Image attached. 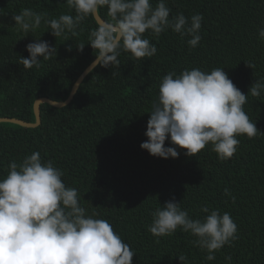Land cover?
<instances>
[{"label":"trees","instance_id":"trees-1","mask_svg":"<svg viewBox=\"0 0 264 264\" xmlns=\"http://www.w3.org/2000/svg\"><path fill=\"white\" fill-rule=\"evenodd\" d=\"M158 0H152L153 6ZM171 16L204 17L199 45L190 49L189 35L181 37L171 29L159 37L145 33L157 48L151 58L135 59L121 52L119 67L99 65L82 83L71 104L56 108L42 104V124L26 128L0 124V179L8 165L18 164L33 152L44 162L51 160L63 171V182L78 190L79 202L87 214L107 220L136 256L133 264H264V94L252 97L250 87L264 78V0H167ZM47 13L48 18L76 15L66 0H0V118H17L35 123L34 105L39 98L63 102L75 82L95 61L96 50L89 34L99 24L87 17L77 28L56 38L41 25L24 37L12 19L22 9ZM100 16L110 21L107 8ZM37 38L56 47L51 59L39 68L25 70L20 57ZM85 44L83 51L77 46ZM70 49V50H69ZM256 65L255 70L245 62ZM199 68L210 72L223 68L234 85L246 96L244 110L262 134L249 139L238 136L234 156L221 160L209 143L194 157L177 147L178 158L153 157L141 144L150 111L158 100L165 75L177 76ZM228 189L230 195H225ZM235 202L233 203V199ZM175 199L193 219H203L213 210L228 212L237 224V239L207 261L206 251L195 246L190 233L178 229L173 235L157 238L148 231L151 213ZM209 208V213L201 211ZM157 239L159 242L157 243Z\"/></svg>","mask_w":264,"mask_h":264},{"label":"clouds","instance_id":"clouds-1","mask_svg":"<svg viewBox=\"0 0 264 264\" xmlns=\"http://www.w3.org/2000/svg\"><path fill=\"white\" fill-rule=\"evenodd\" d=\"M76 15L62 14L48 18L47 13L22 9L12 19L18 31L26 37L41 25L59 38L76 28L87 18L95 17L107 8L109 22L99 25L89 34L90 46L96 50L94 64L119 67L121 52L135 59L151 58L157 48L145 33L159 37L171 29L183 38L190 49L196 48L204 17L189 18L183 13L171 16L167 0H66ZM264 40V28H258ZM83 51L85 44L77 46ZM26 50L29 58L20 57L25 70L41 66L57 53L56 47L37 38ZM70 50V49H69ZM246 65L255 70L251 61ZM252 97L264 94V78L250 87ZM249 96V95H248ZM246 96L229 78L223 68L205 72L199 68L184 70L180 75L169 72L159 86L158 100L154 101L147 123V140L141 144L153 157L178 158L177 147L194 157L210 143L219 159L234 156L240 144L238 136L249 139L262 134L244 110ZM8 174L0 179V264H133L135 252L116 233L105 219L87 214L79 202L78 190L63 182V171L51 160L44 162L40 152L26 156L19 164L8 165ZM225 195H230L227 188ZM233 203L235 198L233 197ZM209 213L208 207L201 209ZM148 231L155 237L173 235L178 229L196 237L192 243L207 252V261L215 260V253L236 240L238 227L228 212L213 210L203 219H193L181 202L172 200L158 206L151 213ZM159 239H157V243ZM181 264H188L186 255H179ZM231 261V257H225Z\"/></svg>","mask_w":264,"mask_h":264},{"label":"water","instance_id":"water-1","mask_svg":"<svg viewBox=\"0 0 264 264\" xmlns=\"http://www.w3.org/2000/svg\"><path fill=\"white\" fill-rule=\"evenodd\" d=\"M95 20L97 21V23L99 25H102L104 23H106L107 21L104 20L100 14L98 13L95 16ZM99 66V64H94V62H92L87 69L80 75V77L78 78V80L75 82L73 89L71 91L70 96L68 97V99L66 101L63 102H59V101H55L49 98H39L37 99V101L35 102L34 105V111H35V115H36V122L35 123H31V122H27L21 119H17V118H0V124L1 123H12V124H16L22 127H26V128H37L42 124V111H41V106L42 104H49L53 107L56 108H64L66 106H68L69 104L72 103V101L74 100L76 94L78 93L82 83L84 82V80L88 77V75H90V73L92 71H94L97 67Z\"/></svg>","mask_w":264,"mask_h":264}]
</instances>
